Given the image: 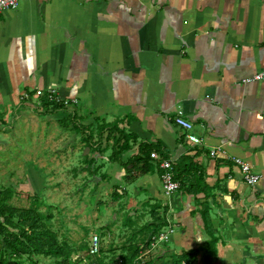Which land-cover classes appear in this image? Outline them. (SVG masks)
Masks as SVG:
<instances>
[{
    "label": "crops",
    "instance_id": "obj_1",
    "mask_svg": "<svg viewBox=\"0 0 264 264\" xmlns=\"http://www.w3.org/2000/svg\"><path fill=\"white\" fill-rule=\"evenodd\" d=\"M263 70L264 0H27L0 15V131L31 118L30 108L45 112L39 95L54 90L82 125L116 123L135 135L123 161L141 144L175 165L191 158L203 177L197 189L206 188L196 196H166L153 162L132 171L176 228L161 255L143 260L163 264L203 246L207 211L216 255L200 251L193 264H264V81L253 80ZM178 111L201 145L174 124ZM108 134L101 152L113 144ZM234 158L260 177L256 186ZM108 161L113 181L121 178Z\"/></svg>",
    "mask_w": 264,
    "mask_h": 264
},
{
    "label": "rangeland",
    "instance_id": "obj_2",
    "mask_svg": "<svg viewBox=\"0 0 264 264\" xmlns=\"http://www.w3.org/2000/svg\"><path fill=\"white\" fill-rule=\"evenodd\" d=\"M32 110L31 118L23 116L12 131H0V194L6 196V203L41 214L74 264H84V248L94 236L100 241L97 259L101 264L133 259L138 246L151 242L164 205L148 199L135 184L138 173L124 169L117 179L111 172L113 181L105 168L111 164V144L101 152L103 158L96 160L99 149L85 145L69 120L61 118L64 113L40 116L43 112ZM159 247L153 256L161 255ZM142 255L125 264H153ZM8 260L10 264L60 261L28 255Z\"/></svg>",
    "mask_w": 264,
    "mask_h": 264
},
{
    "label": "trees",
    "instance_id": "obj_3",
    "mask_svg": "<svg viewBox=\"0 0 264 264\" xmlns=\"http://www.w3.org/2000/svg\"><path fill=\"white\" fill-rule=\"evenodd\" d=\"M41 104L46 108L40 116L51 114L66 113L73 131L81 136L85 145L89 148L97 147L100 149V143L105 132H109L108 140H112L111 155L109 160L118 164L121 168L130 173L141 165L143 171L152 170V160L150 155L155 151L151 146L141 144L137 155L132 156L127 161L122 160L123 154L129 152L131 142L136 141L133 134H127L124 130L118 128L116 123L106 126H100L97 129V141L94 140L93 130L90 126L82 125V119L76 113L69 112L66 106L58 102H48L46 97L41 98ZM67 122V123H68ZM101 153V151H98ZM162 159H167L166 155H160ZM131 166L129 169L128 167ZM200 173L199 175L197 173ZM174 180L179 183V190L188 195L196 196L206 188L201 187L203 180L202 172L195 166L189 157H183L174 166ZM6 196L0 194V264H10L8 258L21 256H43L52 257L60 260L59 264H71L73 260L66 248L59 244L56 234L51 231L43 216L33 209H16L9 206ZM168 209L164 205L160 217L156 221L154 234L167 226ZM201 218L204 224V230L209 240L196 249L182 251L180 254L173 256L163 264H193L200 251H205L210 256L216 255L215 246L218 242L213 229L210 215L207 211L201 212ZM148 243L141 244L136 248L131 256L136 259L148 249ZM84 264H101L97 255H89L88 248H84ZM133 259H125L123 264L132 262ZM136 263L137 260L135 261ZM74 264V263H73Z\"/></svg>",
    "mask_w": 264,
    "mask_h": 264
},
{
    "label": "built area",
    "instance_id": "obj_4",
    "mask_svg": "<svg viewBox=\"0 0 264 264\" xmlns=\"http://www.w3.org/2000/svg\"><path fill=\"white\" fill-rule=\"evenodd\" d=\"M23 1H27V0H0V15L7 10L17 9L20 3ZM253 80L256 82L264 81V70L257 73L254 76ZM39 96L40 97L45 96L47 101L50 103L52 102L60 103L59 97L54 90H48L45 94H40ZM62 104H64L65 106L69 105V103L65 101H63ZM173 121L176 126H178L180 129H182L185 132L184 137L188 143L197 146L201 145V140L189 133L190 130L192 129V125L184 119L182 111L176 112ZM217 154H218L217 151H211L209 153L211 158H216ZM150 158L152 162L160 170L159 177H160L162 191L164 192V194L166 196H172L175 193H177L179 190V183L174 180L175 162L172 159H162L155 152H153L150 155ZM232 160L233 163L240 168L241 173L243 175V181L246 185L254 187L259 183L260 177L252 172V168L248 163L238 158H234ZM175 232H176L175 226L171 225L169 220L167 219V226L152 236L151 242L149 243L148 246V250L143 255L145 256L147 253L154 250L155 248L167 244L170 240V237ZM99 244H100L99 238L97 236H94L88 247V252L90 256L95 257L96 255H98ZM143 255L142 257H144Z\"/></svg>",
    "mask_w": 264,
    "mask_h": 264
}]
</instances>
